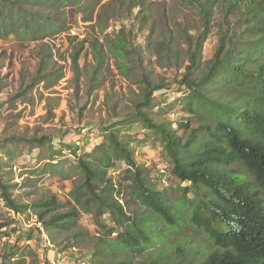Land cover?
I'll return each mask as SVG.
<instances>
[{"label":"rangeland","instance_id":"rangeland-1","mask_svg":"<svg viewBox=\"0 0 264 264\" xmlns=\"http://www.w3.org/2000/svg\"><path fill=\"white\" fill-rule=\"evenodd\" d=\"M108 1L64 0L57 3L53 0L50 6L26 4L28 10L41 11L56 21H61L59 17H63L60 15L63 10L65 27L83 25L85 28L87 40L83 45L76 38L53 39L59 60L66 64L65 70L52 57H45L44 45H38V41L25 34L21 18H29L28 13L19 14L15 8L5 9L3 22L0 21V176L3 181L16 183L11 193L19 203H30L54 194L62 204L60 210L71 208V191L84 181L83 168L69 151L78 129L87 127L82 142L85 154L80 157L90 166L104 170L101 153L94 149L103 142L106 128L119 119L127 122L137 109H144L140 103L146 79L150 84L164 83L169 87L152 95L151 102L156 106L150 115L155 121L173 119V112H169L173 108L180 110V117L188 115L190 125L178 131L181 137H187L203 122L213 120L206 107L195 110V113L187 112L183 108L184 94H179L174 87L186 71L188 53L195 38L204 29L202 6L208 9L209 23L201 57L191 72L198 82L207 72L219 38L225 33L229 35L232 30L237 31L236 22L244 11L243 5L251 0H237L239 9L233 5V0H144L143 9L134 4L130 10L126 9L128 0H114L111 6L107 5L110 14L105 19L102 17V24H97L102 4ZM102 15L101 12L100 17ZM11 25L15 31L9 30ZM121 27L127 30L131 41L126 46L128 62L125 70L117 64L123 58L115 55L108 46V41L116 38ZM95 39L104 49L103 64L97 68L93 64L91 48ZM77 51L80 53L79 64L74 68L72 59ZM61 55L66 59L62 60ZM57 75L60 77L54 83ZM205 92L210 96L213 94ZM215 97L218 99V94ZM191 105L195 109V104ZM132 127L133 136L139 135L141 139L133 145H137L136 160L143 163L145 177L166 193L168 202L195 198L194 191L184 193L182 190L188 182H180L172 174L171 164L163 157L162 145L155 134L142 128L139 122ZM40 136L52 140L41 146L28 142ZM94 143L95 147L92 146ZM56 149H62L63 154L52 156ZM13 165L17 166L15 171ZM126 170V162L114 159L106 170L114 185V199L124 205L127 214L148 213L130 192ZM25 179L26 184L23 183ZM3 205L0 198V206ZM77 210L73 220L63 222L62 227L54 230V237L37 221L35 213L38 209L20 210L17 214L8 209L0 211V264H3L2 255L11 246L14 249L18 246V257L15 258L19 259L18 264H45L54 250L45 245L48 240L57 249L75 245L74 252L66 258L68 264L76 263L78 256H86L93 263L92 257L95 256L90 252L99 245L95 230L97 227L102 229L100 225L103 223L109 225L112 222L107 211L97 215L98 210L93 204L88 212L81 206ZM177 211L181 216L180 226L164 242L140 253L121 249L117 243L111 244L109 252L98 258L101 264H118L123 260L130 264H193L201 256H206L214 245L190 224L189 206L180 203ZM29 231L32 238L27 239ZM116 236L115 232L109 238Z\"/></svg>","mask_w":264,"mask_h":264},{"label":"trees","instance_id":"trees-1","mask_svg":"<svg viewBox=\"0 0 264 264\" xmlns=\"http://www.w3.org/2000/svg\"><path fill=\"white\" fill-rule=\"evenodd\" d=\"M52 1L1 0L0 21L3 22L8 7L15 8L19 14L28 13L29 18H21L25 34L35 42L38 41V45L46 47L45 57L54 59V42H43V39L53 40L70 27H65V12L62 10L60 15L63 17H59L61 21H56L51 15L25 7L26 4L50 6ZM55 1L61 3L64 0ZM113 1L102 4L97 24H102L107 14H110L108 7ZM238 1L233 0L232 3L239 9ZM134 4L143 9L144 0H128L126 9L130 10ZM243 6L244 11L236 22L237 31L232 30L229 35L225 33L219 38L207 72L198 82L191 76V72L201 57L209 23L208 9L202 6L204 29L195 38L188 53L186 71L174 87L179 94H184L183 108L187 112L195 113V110L206 107L212 121L203 122L185 138L178 131L189 127V117H180L178 108L169 111L173 112L170 121H155L150 115L156 106L151 102L152 95L160 89L168 90L169 87L164 83L150 84L146 79L140 103L144 109H137L133 118L127 122L119 119L116 124L106 128L103 142L94 149L101 153L104 170L90 166L80 157L85 154V145L78 146L75 141L79 138L83 142L86 135L81 134V128L78 129L69 151L83 168L84 181L71 191V208L60 210L62 204L54 194L30 203H19L11 193L16 183L3 181L0 176V198L4 202L0 211L8 209L17 214L20 210L38 209L35 213L37 221L51 237L55 236L54 230L62 227L63 222H70L76 217L79 206L88 212L90 204H93L98 210L97 215L107 211L112 223L101 224L102 229L96 226L99 245H95L96 248L90 252L95 256L92 257L93 263L89 259L90 264H101L98 258L109 252L111 244L117 243L121 249L140 253L145 248L164 242L172 231L179 228L181 216L178 215L177 206L185 203L190 208L192 227L203 232L214 245L212 251L193 264H264V0H251ZM101 12L104 15L100 17ZM9 30L15 31V28L11 25ZM116 33V38L108 41V46L115 55L123 58L117 64L125 70L128 62L126 46L131 41L125 28H119ZM86 40L79 43L83 45ZM102 47L96 39L91 44L96 68L104 61ZM79 55L77 51L72 59L74 68L79 64ZM59 77L57 75L53 82ZM205 90L213 94L210 96ZM215 94H218V99ZM191 104H195V109ZM138 122L142 128L155 134L162 145L163 157L171 164L172 174L178 181L188 182L182 190L184 193L194 191L195 198L185 197L184 201L168 202L166 193L157 189L145 177L143 163L136 160L137 145H133L141 140L139 135L133 136L132 131L133 124ZM196 131L199 136H196ZM50 140L48 136H40L28 142L41 146ZM92 146L95 147V143ZM65 147L68 148L67 145ZM62 152V149L53 150L52 156L59 157ZM112 159L126 162L125 178L130 181V192L147 208L148 213L127 214L124 205L114 199V185L106 173ZM112 232L117 233L114 239L109 238ZM26 236L30 239L32 233L29 231ZM69 246L64 245L59 250L64 252ZM14 248L11 246L7 253L4 252L3 264L19 263V259H15L18 257V246ZM81 257L85 256L77 258ZM118 264L130 263L123 260Z\"/></svg>","mask_w":264,"mask_h":264},{"label":"built area","instance_id":"built-area-1","mask_svg":"<svg viewBox=\"0 0 264 264\" xmlns=\"http://www.w3.org/2000/svg\"><path fill=\"white\" fill-rule=\"evenodd\" d=\"M58 37H60L62 39L71 37V38H76L78 40H85V38L87 37V33L85 32V28L83 27V25H78V26L70 25V27L68 29H66L65 31H63L60 34H58L57 38ZM50 41H53V40H50V38L43 39V42H50ZM52 51H53L54 59L57 60L58 63L62 64L63 70H65L66 69L65 62L59 60L60 57L56 54V51H55L54 47H52ZM65 59H66L65 55H63L62 60H65ZM86 128H83V127L81 128L80 131H81L82 135L86 134V130H87ZM75 143H76V145L81 146L82 145V140H80L78 138V139H76ZM78 151H79V149L77 150V152ZM12 169L15 171L17 169V166L13 165ZM114 234H115V232H112V235H114ZM45 242H46L45 245L47 247L54 249V250H52L53 256L50 257L49 259L47 258L48 259L47 261L49 262V264H56V263L58 264V262H60V261H66V263H67V260H69V259H66L68 257V254L73 253L74 251H72V250H75V245H71V246H69L66 249V251L63 252V251L57 249L56 247H54V245L51 244V242L49 240L45 241ZM68 251H69V253H67ZM72 264H90V261H89V258H87L85 256V257L77 258L76 259V263H72Z\"/></svg>","mask_w":264,"mask_h":264}]
</instances>
